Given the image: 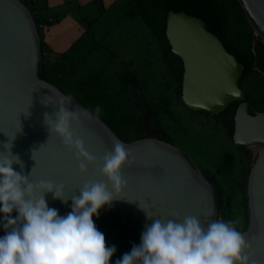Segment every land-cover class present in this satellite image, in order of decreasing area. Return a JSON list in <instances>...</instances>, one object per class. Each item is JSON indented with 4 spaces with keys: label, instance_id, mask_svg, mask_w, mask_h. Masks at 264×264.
Listing matches in <instances>:
<instances>
[{
    "label": "water",
    "instance_id": "95a60500",
    "mask_svg": "<svg viewBox=\"0 0 264 264\" xmlns=\"http://www.w3.org/2000/svg\"><path fill=\"white\" fill-rule=\"evenodd\" d=\"M237 1L264 46V0ZM165 34L171 52L182 60L183 103L192 110L218 115L236 101L233 143L240 147L260 145L247 177V226L238 231L249 244L245 250L248 264H264V112L250 111L239 84L242 64L200 18L168 11ZM41 67V35L32 11L22 0H0V152L13 139L11 151L23 162V169L13 164V170L29 176L33 183L50 180L63 184L64 198L68 199L79 195L85 183L105 179L98 169L114 141H121L135 158L122 169L126 181L122 191L93 216L106 246L116 248L110 264L140 244L141 233L152 223L148 216L178 222L187 216L202 222L217 220L214 187L185 152L155 137L124 141L100 117L72 125L86 149L97 158L87 173L81 174L72 151L45 122V113L55 119L61 97L69 95L41 78ZM72 99L70 111L76 105L87 110ZM45 199L60 216L71 211V199L64 204L53 199L51 193H46ZM11 216L16 218L18 213L13 211ZM3 219L0 213V237L5 235Z\"/></svg>",
    "mask_w": 264,
    "mask_h": 264
},
{
    "label": "clouds",
    "instance_id": "9594fccd",
    "mask_svg": "<svg viewBox=\"0 0 264 264\" xmlns=\"http://www.w3.org/2000/svg\"><path fill=\"white\" fill-rule=\"evenodd\" d=\"M72 101L70 95L61 97L55 119L45 113V122L72 151L78 171L86 174L97 158L72 125L82 119L98 120L102 110L99 105L94 110L76 105L70 111ZM11 140L0 152V213L4 214L5 230L0 237V264H110L116 248L106 246L93 216L110 205L125 186L122 169L135 160L128 149L121 141H114L98 169L105 179L87 182L79 188V195L65 199L63 184L50 180L33 183L29 176L13 170V164L23 169V162L12 153ZM46 193L64 204L71 199V211L60 216L57 209L48 206ZM13 211L18 213L16 218L11 216ZM148 218L152 223L145 226L140 244L133 245L115 264H248L245 250L249 244L237 230L239 218L210 222L195 216L182 222Z\"/></svg>",
    "mask_w": 264,
    "mask_h": 264
},
{
    "label": "rangeland",
    "instance_id": "374dc122",
    "mask_svg": "<svg viewBox=\"0 0 264 264\" xmlns=\"http://www.w3.org/2000/svg\"><path fill=\"white\" fill-rule=\"evenodd\" d=\"M138 1L127 0L124 13L136 11ZM27 6L31 10V4ZM118 7L110 10L118 19L109 13L103 17L93 39L88 35L84 40L79 39L67 54L50 56L44 50V61L53 68L58 87L87 109L94 110L99 105L100 118L122 135L124 141L138 139L139 135L166 141L167 135L170 143L192 159L217 191L220 199L217 220L239 218L237 230L245 229L247 177L260 145H235L227 133L228 116L217 117L187 107L177 92L178 83L168 65L171 55L167 56L166 64L156 61L159 48L152 44L148 47L146 39L139 37L135 41L141 44L136 52L139 62L134 61L133 69L117 60V56L125 60L133 56L129 54V38L132 37V42L135 39L130 35L135 27L123 23ZM224 22L233 25L231 16ZM142 25L145 30V24ZM149 31L146 30L152 37L149 42H154L155 37ZM253 39L260 37L254 32ZM241 89L252 112H264V73L254 68L242 80ZM226 152L233 154L231 163L225 159Z\"/></svg>",
    "mask_w": 264,
    "mask_h": 264
},
{
    "label": "trees",
    "instance_id": "16d2710c",
    "mask_svg": "<svg viewBox=\"0 0 264 264\" xmlns=\"http://www.w3.org/2000/svg\"><path fill=\"white\" fill-rule=\"evenodd\" d=\"M168 11H183L189 15H193L200 18L205 23L206 29L214 33L222 42L226 50L229 53L233 54L237 61L242 64L243 71L239 82L240 86L242 80L250 72H252L254 68H257L260 71H264V46L262 45L260 40L253 39L254 31L248 23L245 14L243 13L240 4L237 0H139L137 2V10L135 11L133 9L130 14L140 16L144 23L151 29V31L157 37L162 47L163 59L167 61V56L171 55L170 59L168 60V65L175 74L176 81L178 83L177 92L180 96L183 65L181 58L177 54L171 52L170 45L168 44L166 38L165 28L166 16ZM229 16H231L232 18L233 25L224 22ZM35 19L36 21H38L39 18L35 17ZM41 49L42 67L40 71V76L41 78L57 85L56 81L53 78V68L47 66L44 61V48L42 43ZM236 106V101L231 102L223 112L218 115H214L217 117H229L230 125L229 129L227 130V133L230 137L233 130V115ZM250 111L252 112L251 109ZM198 112L209 114L204 111ZM104 121L106 122V120ZM112 129L114 130V128ZM117 135L122 140H124L122 135L118 133ZM142 137V135H139L138 138ZM165 139L166 141L170 142V138L167 135L165 136ZM225 159L229 163H231L233 159V154L226 152ZM215 196L217 208H219L220 199L218 198L216 190ZM246 202L247 200L245 199V203Z\"/></svg>",
    "mask_w": 264,
    "mask_h": 264
},
{
    "label": "crops",
    "instance_id": "0c3cea01",
    "mask_svg": "<svg viewBox=\"0 0 264 264\" xmlns=\"http://www.w3.org/2000/svg\"><path fill=\"white\" fill-rule=\"evenodd\" d=\"M126 2L127 0H32L31 7L33 13L41 20H45L47 17L53 19L52 22H48L40 31L41 43L44 50L46 49L50 56H56L60 53L67 54L69 48L75 45L76 41H79V39L84 40L83 38L87 35L93 39L94 30L102 18L107 16L108 13L112 15L113 13L110 10L119 6L120 18L123 20V23L131 24L133 28L135 27V32L130 33L135 39L132 42V37L129 38V54L133 56L129 60L117 56V60H120L126 68L133 69L132 64H134V61L139 62L136 52L141 44V42L135 43V41L141 37L142 39H146L147 45L149 44L148 47L152 44L159 48V55L156 61L166 64L163 59V52L160 51V42L151 29H147V25L140 16L124 13L123 8ZM112 16H115V14ZM116 18L118 19V17ZM120 21L117 20V22ZM142 23L146 26L145 30L142 27L144 26ZM146 30H150V34L155 37L154 42H149L152 37H149ZM108 47L110 49L111 46L108 45ZM110 52L113 55L114 51L110 49ZM144 58L143 55V61ZM133 81H136V78Z\"/></svg>",
    "mask_w": 264,
    "mask_h": 264
},
{
    "label": "built area",
    "instance_id": "2783aa9c",
    "mask_svg": "<svg viewBox=\"0 0 264 264\" xmlns=\"http://www.w3.org/2000/svg\"><path fill=\"white\" fill-rule=\"evenodd\" d=\"M24 3H26L27 5H29V3L31 4L32 3V0H22ZM40 19V18H39ZM36 21L37 23V26H38V29H42L43 27H45V25L48 23V22H52V18L51 17H47L45 20H39Z\"/></svg>",
    "mask_w": 264,
    "mask_h": 264
},
{
    "label": "flooded vegetation",
    "instance_id": "af4514ba",
    "mask_svg": "<svg viewBox=\"0 0 264 264\" xmlns=\"http://www.w3.org/2000/svg\"><path fill=\"white\" fill-rule=\"evenodd\" d=\"M259 71H260V70H259ZM261 72H262V73H264V71H263V70H262Z\"/></svg>",
    "mask_w": 264,
    "mask_h": 264
}]
</instances>
